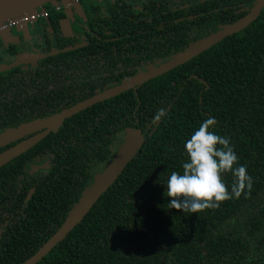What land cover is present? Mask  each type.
<instances>
[{
	"label": "flooded vegetation",
	"instance_id": "1",
	"mask_svg": "<svg viewBox=\"0 0 264 264\" xmlns=\"http://www.w3.org/2000/svg\"><path fill=\"white\" fill-rule=\"evenodd\" d=\"M259 1L52 0L38 9L45 15L15 25L6 20L0 29V138L10 129L52 118L136 77H148L53 128L39 127L0 144L1 153L42 135L11 160L16 163L9 176L0 173V246L42 240L43 231L47 234L58 225L68 203L71 208L115 156L128 130L139 131L143 145L160 122L153 123L157 111L169 112L181 84L183 88L198 76L197 56L160 69L190 45L250 14ZM262 11L264 6L259 15ZM245 28L220 40L226 49H232L226 38ZM36 193L37 202L29 203Z\"/></svg>",
	"mask_w": 264,
	"mask_h": 264
},
{
	"label": "trees",
	"instance_id": "2",
	"mask_svg": "<svg viewBox=\"0 0 264 264\" xmlns=\"http://www.w3.org/2000/svg\"><path fill=\"white\" fill-rule=\"evenodd\" d=\"M226 39L232 49L220 41L196 55L195 73L205 83L181 84L173 107L117 180L35 264H264V11ZM209 117L217 121L210 130L229 138L239 164L247 166L251 192L199 213L170 209L168 178L182 173L189 162L184 145ZM15 163L0 173L9 176ZM223 179L230 192L235 177L228 172ZM70 205L42 240L0 246V264H19L35 253Z\"/></svg>",
	"mask_w": 264,
	"mask_h": 264
},
{
	"label": "water",
	"instance_id": "3",
	"mask_svg": "<svg viewBox=\"0 0 264 264\" xmlns=\"http://www.w3.org/2000/svg\"><path fill=\"white\" fill-rule=\"evenodd\" d=\"M51 1L52 0H0V24L8 19L17 17L26 12H31L36 8L43 6V4ZM263 6L264 0H260L259 3L254 6L250 14L240 19L236 23L229 24L210 36L190 45L183 52L175 55L174 59L171 62L165 64L160 70H168L175 65L182 64L220 41L224 36L245 28L259 15V12ZM146 77L148 76L143 75L136 77L133 81L139 82L140 80H144ZM195 78H198V76H195ZM198 79L205 83L203 79ZM133 81L129 84H124L116 89L102 93L99 96L71 107L52 118L44 119L34 124L30 122L20 125L17 128L10 129L4 134L3 138H0V144L6 142L7 140H13L19 136H22L23 134H27L39 127L53 128V125L59 124L65 117L81 110L82 108H85L88 105H91L96 101L106 98L121 89H125L126 86L134 84ZM41 137L42 135L28 138L1 152L0 167L11 161L22 152L26 151L28 148L32 147ZM142 143L143 138L139 131L134 129L128 130L126 138L119 147L115 156L104 166L101 171L94 175L92 182L83 189L80 197L71 206L61 225L50 237H48V239L35 251V253L19 264H35L47 253H49V251L57 243L62 241L69 231H71L78 223L81 222L92 206L97 202L99 197L117 180L126 165L140 149Z\"/></svg>",
	"mask_w": 264,
	"mask_h": 264
},
{
	"label": "clouds",
	"instance_id": "4",
	"mask_svg": "<svg viewBox=\"0 0 264 264\" xmlns=\"http://www.w3.org/2000/svg\"><path fill=\"white\" fill-rule=\"evenodd\" d=\"M166 114V109H159L153 123ZM216 123L214 117L204 120L185 143L189 162L183 164L182 173L171 172L166 185L170 209L199 213L217 209L233 197L238 199L242 194H250L253 177L246 165L239 164L230 139L210 130ZM228 172L235 177L230 192L223 179Z\"/></svg>",
	"mask_w": 264,
	"mask_h": 264
},
{
	"label": "built area",
	"instance_id": "5",
	"mask_svg": "<svg viewBox=\"0 0 264 264\" xmlns=\"http://www.w3.org/2000/svg\"><path fill=\"white\" fill-rule=\"evenodd\" d=\"M38 9H39V7L36 8L35 10L31 11V12H26L24 14H21V15L17 16V17L8 19L9 24L10 25H15L19 21H22V20H32V19L38 17L39 15H45V13H42V12L39 13V10ZM3 24H4V22L0 24V29L3 27Z\"/></svg>",
	"mask_w": 264,
	"mask_h": 264
}]
</instances>
